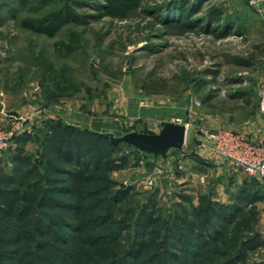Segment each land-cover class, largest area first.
I'll list each match as a JSON object with an SVG mask.
<instances>
[{
	"label": "rangeland",
	"instance_id": "374dc122",
	"mask_svg": "<svg viewBox=\"0 0 264 264\" xmlns=\"http://www.w3.org/2000/svg\"><path fill=\"white\" fill-rule=\"evenodd\" d=\"M186 1L0 0V129H29L0 161L20 178L17 157L31 158L28 180L50 196L35 215L53 219L64 238L52 246L58 264H133L139 241L149 246L138 264H178L173 254L190 264H264V186L215 163L193 175L197 128L264 126V0H206L193 25L173 19ZM67 9L73 16L54 36L24 25L46 27ZM71 36L70 50L56 45ZM46 62L78 90L58 92ZM176 119L189 124L186 140L165 157L109 143L108 133H157ZM51 138H80L87 148L81 224L57 206L72 198L54 190L62 174L53 167L67 165L48 149ZM118 190L126 195L115 203ZM210 227L219 238L194 256L197 235ZM97 236L105 242L95 244ZM22 254L23 264H46Z\"/></svg>",
	"mask_w": 264,
	"mask_h": 264
},
{
	"label": "trees",
	"instance_id": "16d2710c",
	"mask_svg": "<svg viewBox=\"0 0 264 264\" xmlns=\"http://www.w3.org/2000/svg\"><path fill=\"white\" fill-rule=\"evenodd\" d=\"M20 1L23 2L26 0ZM205 1L187 0L186 3L180 6V18L177 15L172 18L184 21L187 25H193L192 16L197 13ZM72 16L73 14L67 9L66 12L55 15L46 27L38 28L32 22L28 21H25L24 25L34 31L54 36L58 29L68 19L70 20ZM221 20L222 18L220 16L216 18L217 23ZM73 42H75V37L71 36L69 42L59 40L56 42V45L70 50L74 46ZM45 69L50 78L53 81L55 80L54 86L58 92L65 93L78 90L74 84H62L57 79L58 72L53 69L50 63H45ZM28 135L29 133L24 132L14 137L13 142L20 143L27 140ZM108 140L110 144L117 145L110 141L109 135ZM46 145L58 159L67 165V168L53 167V171L62 174L59 180L61 186H57L58 188L54 190L69 195L72 200L59 201L57 206L64 208L66 211H71L74 218L81 224L83 223L84 212L87 210V205L85 204L86 197L81 185L92 179V176L89 174L90 162L84 159L87 155V148L80 138H77L70 145H64V143L57 144L51 138ZM17 161L20 163V168L23 173L20 178L14 172L5 170L0 161V264H23L22 252L24 249L40 263L58 264V257L56 253H53L52 246L54 242H60L64 238L56 229V224L53 219H46L42 216L35 215V208L41 206L44 201L49 200L50 196L45 192L46 189L41 188L39 180H28L31 176H35L31 158L29 156H22L21 153V156L17 157ZM40 190L41 192H39ZM42 190L45 191L42 192ZM125 195V191L118 190L114 195V202L117 203ZM235 214L236 211L232 213V216ZM232 216L226 217L228 220H231ZM78 227L80 228V226L77 225V230ZM218 233L215 227H210L209 230L203 233V236L198 234L193 255L197 256L199 254V249L202 247L203 242L217 240L219 238ZM93 242L99 244L105 241L102 236H97L93 239ZM254 245L255 243L253 241L247 247H253ZM148 246V242L139 241L136 248L131 249L128 255L132 258L133 264H138L137 259L146 252ZM172 256L178 264H190L183 261L177 254H173Z\"/></svg>",
	"mask_w": 264,
	"mask_h": 264
},
{
	"label": "built area",
	"instance_id": "2783aa9c",
	"mask_svg": "<svg viewBox=\"0 0 264 264\" xmlns=\"http://www.w3.org/2000/svg\"><path fill=\"white\" fill-rule=\"evenodd\" d=\"M184 124L186 132L189 128L188 123ZM23 122H18L9 130L0 129V152L6 150L13 144L14 137L29 132L24 128ZM264 126L257 125L254 133L237 131L231 127L209 129L199 127L196 129L198 138L196 149L198 154L205 158L225 162L232 170L242 171L248 176L254 177L264 186ZM147 185H152L153 180L148 177Z\"/></svg>",
	"mask_w": 264,
	"mask_h": 264
},
{
	"label": "water",
	"instance_id": "95a60500",
	"mask_svg": "<svg viewBox=\"0 0 264 264\" xmlns=\"http://www.w3.org/2000/svg\"><path fill=\"white\" fill-rule=\"evenodd\" d=\"M113 144L125 143L135 149L165 157L168 150H182L186 140V127L184 124L175 122L165 123L157 133L129 131L120 136L108 133Z\"/></svg>",
	"mask_w": 264,
	"mask_h": 264
},
{
	"label": "crops",
	"instance_id": "0c3cea01",
	"mask_svg": "<svg viewBox=\"0 0 264 264\" xmlns=\"http://www.w3.org/2000/svg\"><path fill=\"white\" fill-rule=\"evenodd\" d=\"M259 124V123H258ZM257 127V126H256ZM256 127H254L252 130H246V129H243V128H235V130H237V131H245V132H250V133H254V129L256 128ZM231 128H233V127H231ZM234 129V128H233ZM263 131H264V128H263ZM264 137V136H263ZM184 146V145H183ZM183 149V148H182ZM198 161L200 162V163H198L196 166H195V171H194V173H193V175H196V174H198L200 171H201V169H204V168H202V166H204V167H206V168H208V167H211V166H213L214 165V163H215V166L217 167V168H222V169H224V170H226V171H229V170H232L225 162H222L221 160H214V159H211V158H209V157H205V158H203V157H201L200 155H199V158H198ZM233 172V171H232ZM196 173V174H195ZM236 175V174H235ZM202 176V175H201ZM233 176L234 175H232L231 173L230 174H228V180L226 179V181H229V185H231L230 183L233 181ZM201 179H203L202 177H201ZM230 186H229V188H226L225 187V191H226V193L227 192H229L230 191Z\"/></svg>",
	"mask_w": 264,
	"mask_h": 264
}]
</instances>
